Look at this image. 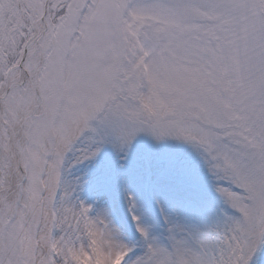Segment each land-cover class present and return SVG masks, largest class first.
Here are the masks:
<instances>
[{
  "label": "snow or ice",
  "instance_id": "1",
  "mask_svg": "<svg viewBox=\"0 0 264 264\" xmlns=\"http://www.w3.org/2000/svg\"><path fill=\"white\" fill-rule=\"evenodd\" d=\"M0 264H264V0H0Z\"/></svg>",
  "mask_w": 264,
  "mask_h": 264
}]
</instances>
